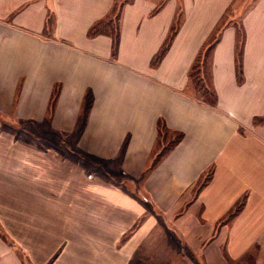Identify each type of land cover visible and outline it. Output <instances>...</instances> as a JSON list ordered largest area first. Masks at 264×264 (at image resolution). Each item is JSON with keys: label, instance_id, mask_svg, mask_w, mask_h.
<instances>
[{"label": "crops", "instance_id": "1", "mask_svg": "<svg viewBox=\"0 0 264 264\" xmlns=\"http://www.w3.org/2000/svg\"><path fill=\"white\" fill-rule=\"evenodd\" d=\"M152 235L264 264V0H0V264Z\"/></svg>", "mask_w": 264, "mask_h": 264}, {"label": "rangeland", "instance_id": "2", "mask_svg": "<svg viewBox=\"0 0 264 264\" xmlns=\"http://www.w3.org/2000/svg\"><path fill=\"white\" fill-rule=\"evenodd\" d=\"M178 237L176 235L166 236L158 242L151 243V240H157L155 235H152L151 239L148 238V242H145V250L147 258L145 259H133L132 264H202L201 259L196 258L191 250V244L189 242L183 243V241H176ZM152 245V249L149 251V247ZM203 252L198 251V255ZM204 260V259H203ZM144 262V263H143Z\"/></svg>", "mask_w": 264, "mask_h": 264}, {"label": "trees", "instance_id": "3", "mask_svg": "<svg viewBox=\"0 0 264 264\" xmlns=\"http://www.w3.org/2000/svg\"><path fill=\"white\" fill-rule=\"evenodd\" d=\"M110 23V21L108 22V24ZM107 24L106 25H101V24H98L96 26H94L93 28L90 29L89 31V36H96V35H99V34H103L104 32H107L109 29L106 28ZM118 39L115 38L114 39V51L117 50V46H118ZM168 49V44H166L163 49L160 51V53L154 58L153 60V64H157L159 63L162 58L164 57L166 51Z\"/></svg>", "mask_w": 264, "mask_h": 264}]
</instances>
